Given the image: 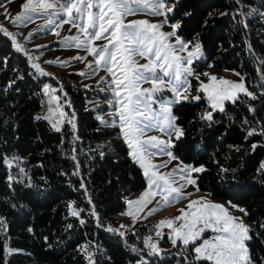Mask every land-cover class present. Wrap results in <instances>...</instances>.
Instances as JSON below:
<instances>
[{"label": "trees", "instance_id": "obj_1", "mask_svg": "<svg viewBox=\"0 0 264 264\" xmlns=\"http://www.w3.org/2000/svg\"><path fill=\"white\" fill-rule=\"evenodd\" d=\"M169 1L174 5L170 20L181 25L177 33L201 42L204 62L240 72L260 97L226 104L224 113L213 114L211 126L200 119L206 100L173 107L184 129L174 153L205 167L197 174L200 190L248 211L249 248L259 261L264 257V228L259 227L264 223V81L258 69L264 70V19L237 14L234 0ZM242 5L248 13L264 9V0H242ZM65 82L66 92L53 76L36 72L28 56L0 32V264H88L85 247L95 264H138L141 257L148 264H182L172 247L159 257L147 256L146 224L123 237L106 230L126 209L128 195L147 180L132 162L119 127L101 123L90 105L93 93ZM15 159L21 168L12 163Z\"/></svg>", "mask_w": 264, "mask_h": 264}, {"label": "snow or ice", "instance_id": "obj_2", "mask_svg": "<svg viewBox=\"0 0 264 264\" xmlns=\"http://www.w3.org/2000/svg\"><path fill=\"white\" fill-rule=\"evenodd\" d=\"M234 2L240 6L237 14L248 17L256 14L255 9L245 13L242 0ZM173 7L174 5L169 6L166 0H24L20 13L15 17L10 15L7 8L4 15L5 19L13 24H26L36 17H42L45 24L38 29L40 31L52 25L59 29L64 24L78 28L79 35L65 36L62 42L72 41L74 43L71 46L83 48L93 56V60L87 62L89 68L95 65L93 75L101 68L106 72L107 75L97 82L105 84L100 91L112 93V99L108 103L115 105L114 115L118 116L123 141L130 149L129 156L132 162L143 170L147 180V188L141 196L134 201H127L130 207L136 206L135 212L125 213L131 216L133 225L137 220H147L164 207L187 200L184 207L177 209L179 215L162 218L152 225L150 231L158 239L153 240L151 235L144 238V249L147 250L148 257H159L166 251L159 247V240L167 235L172 248L177 249L176 255L181 258L182 264H264V257L257 261L249 248L253 235L252 228L244 220V217L249 215L248 211L231 201L225 206L204 196L191 199L194 193L186 189L192 186L199 192V177L194 174L203 173L206 169L203 165L185 164L171 150L175 147L174 141H179L184 136V129L176 123L178 117L173 113L174 106L183 103L197 104L206 100L207 109L200 114V119L209 122L211 126V123L215 122L213 114L224 113L226 104L246 103L242 97L251 101L260 97L256 92L249 90L244 76L239 72L234 73L239 80L233 81L196 69L195 63L203 56L201 42L195 37L192 40L183 39L177 33V29L181 27L180 23L171 24V31L161 30L167 23V13L171 12ZM94 8L98 10L92 11ZM137 11H147L164 19L159 23H151L148 20H131L126 23L124 18L134 15ZM61 14L66 18L57 21L56 18ZM258 14L264 16V12ZM77 21L83 23L78 24ZM240 23L247 27L244 21ZM0 32L12 40L13 47L18 52L27 54L23 45L17 42L16 34L2 24ZM54 34L60 35L59 31H54ZM32 35L30 32L29 36ZM101 40L106 42L94 43ZM28 59L30 66L40 75H52L40 64L35 63L32 57L29 56ZM72 59L84 62L86 57L77 55L69 58ZM141 59L146 62L140 63ZM57 62L67 64L69 61H59L57 58L56 61L45 63ZM260 63L264 65V60ZM258 72L264 81V70L258 69ZM79 75L85 73L81 72ZM201 77L207 78V81ZM192 80L198 82L195 88ZM145 84L150 87H144ZM48 87L44 86L46 93ZM166 92H170L171 96L165 98ZM53 99L58 100L59 97ZM248 110L255 112L251 104L248 105ZM49 111L51 112V109ZM60 115L64 116L65 113L61 111ZM100 119L105 126L117 124L115 119L111 124ZM247 122L245 119L244 123ZM53 127L60 131L56 124H53ZM72 127L75 129V124H72ZM152 132L159 135H149ZM254 132L253 129L248 135L251 136ZM255 147L256 145H253V148ZM156 155H166L168 159L157 165L151 162V157ZM72 158L75 160V157ZM172 161L177 163L170 171L159 170L166 168ZM261 168H264V163ZM83 186L82 184L81 187ZM154 201V206L149 208ZM89 203L91 204L90 198ZM230 209L243 213V216L234 215ZM141 213L143 215H140ZM91 214L96 215L94 209ZM73 215H78V212L74 211ZM128 227L122 224L119 228L109 226L106 230L123 237L125 233L121 229ZM259 227L264 228V223ZM165 228L168 229L167 233L163 231ZM209 232L211 235L207 236ZM144 249L133 248V251L139 253ZM84 250L88 253V264H95L87 247ZM5 251L11 253L12 250L5 246ZM138 264H148V260L141 257Z\"/></svg>", "mask_w": 264, "mask_h": 264}, {"label": "rangeland", "instance_id": "obj_3", "mask_svg": "<svg viewBox=\"0 0 264 264\" xmlns=\"http://www.w3.org/2000/svg\"><path fill=\"white\" fill-rule=\"evenodd\" d=\"M24 2V0H12V2H9V0H0V24H2L4 27H6L10 32L16 34V40L18 43L22 44L24 49L26 50V55L29 57H32L33 61L35 63L40 64V66L48 73H51L55 79L58 80L60 83V87L65 90V80H71L73 84L78 87L82 88L87 85L88 88L93 93V99L91 101V106L96 108L98 110V116L99 118H102L104 121H108L109 124L112 123V121L115 119L117 121V124L115 126H118V116H115V105L109 104L108 101L112 99V93L109 92H101L100 88L105 87V84L101 82L98 84L97 82L100 81L101 77L106 76V72L103 70V68L99 69L95 75L92 74L93 68H95V65H93V68L87 67V62L93 60V56L89 55L87 51L83 48H75L71 46L74 42H62V38L65 36H71V35H79L78 28H71L70 24H64L61 28L56 29L54 25L48 26L45 28V30L40 31V27L45 24V19L42 17H36L32 22H28L26 24H13L8 19H5L4 10L7 8L9 10V13L12 17H15L16 14L20 13L21 11V4ZM166 3L169 6H172L171 2L169 0H166ZM256 14L264 12V9H256ZM98 9L94 8L92 11H97ZM173 11V9H172ZM171 12L167 13V23L164 24L163 28L161 29L164 32L171 31V24H175V22H172L170 20ZM261 16V15H260ZM62 18H66L61 14L56 19L59 21ZM262 19H264V16H261ZM125 22L131 20H148L151 23H159L164 17L151 15L147 11H137L134 15L126 16ZM77 23H83V21H77ZM71 28V31L69 29ZM54 31H59L60 35L56 36L54 34ZM32 32L33 35L29 36V33ZM83 39V37H80ZM106 41H95V44H102ZM41 47H37V46ZM203 56L201 60L197 61L195 63V67L199 72H210L214 75H216L218 78L223 77L229 80L238 81L239 77L236 76L234 73L238 71L234 70H227L225 68H220L213 66L211 64H206L205 61V54L204 51ZM25 53V52H24ZM82 56L86 57V60L84 62L78 61V60H69L71 57L75 56ZM57 58H59V61H69L67 64H61L59 62L57 63H45L46 61H56ZM145 60H140V63H145ZM211 65V67H209ZM84 72L85 75H79V73ZM240 73V72H239ZM241 74V73H240ZM242 75V74H241ZM243 76V75H242ZM110 79V77H109ZM201 79H204L207 81V78L201 77ZM197 81L192 80L193 87L195 88L197 86ZM246 86L249 88L250 91L252 89L248 86L246 80H245ZM144 87H150L149 84L143 85ZM171 96L170 92L165 93V98H168ZM106 106V111H101V106ZM101 120V119H100ZM177 123V122H176ZM103 126H105L103 124ZM115 126H109V127H115ZM120 130V128H119ZM121 133V132H120ZM149 135H159V133L152 132L149 133ZM175 143V141H174ZM174 153L173 148L171 149ZM175 156H177L174 153ZM178 157V156H177ZM168 157L166 155H156L151 157V162L154 164H161V162L167 160ZM181 160V159H180ZM183 161V160H181ZM184 162V161H183ZM15 166L18 168H21L20 160L15 159L12 162ZM177 161H172L166 168H160L159 170L161 172H168L173 167H175ZM185 164H190L186 163ZM192 165V164H191ZM197 176V174H194ZM147 188V184L145 187L132 192L128 195L127 201L129 200H136L141 196V194L145 191ZM188 192H193V196L191 199H196L197 197L204 196L207 199L214 201L216 203L224 204L225 206H228L229 200L224 199L222 197H218L215 195H212L206 191L200 190L199 192H196L192 186H188L186 189ZM187 203V200H184L178 204H175L171 207H164L163 210L156 212L155 214L151 215L147 220H137V222L133 225V221L131 216L125 214L129 211L135 212V205L129 206L127 204L126 209L123 213L119 214L116 219L109 222L108 226H111L112 228H119L120 225H127L129 226L126 229H121V231H124V233H128L130 231H135L139 225L146 224L147 225V231L146 236H152L153 240H156L158 238L155 237L154 233L150 231V228L152 225H154L158 220L165 218V217H171L175 215H179L177 209L184 207ZM155 204V201L152 205H149L148 207L151 208ZM234 204V203H233ZM145 212L147 209L144 210ZM233 211V214L236 216H243V213H240L239 211ZM140 215H143L141 213ZM245 223L250 225L252 228L251 222L247 219V217H244ZM165 233H167L168 229H163ZM207 236H210L211 233H207ZM159 247L162 249H168L171 248V243L169 242L167 235L164 236L163 239L159 240ZM164 255V252L161 254Z\"/></svg>", "mask_w": 264, "mask_h": 264}]
</instances>
